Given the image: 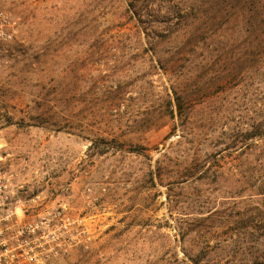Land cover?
Listing matches in <instances>:
<instances>
[{
  "label": "rangeland",
  "instance_id": "1",
  "mask_svg": "<svg viewBox=\"0 0 264 264\" xmlns=\"http://www.w3.org/2000/svg\"><path fill=\"white\" fill-rule=\"evenodd\" d=\"M5 5L0 161L51 264H264V0Z\"/></svg>",
  "mask_w": 264,
  "mask_h": 264
},
{
  "label": "built area",
  "instance_id": "2",
  "mask_svg": "<svg viewBox=\"0 0 264 264\" xmlns=\"http://www.w3.org/2000/svg\"><path fill=\"white\" fill-rule=\"evenodd\" d=\"M15 22L0 0V60L15 37ZM0 161V264H51L64 253L63 225L42 216L39 205L16 198ZM30 202L37 203L36 198Z\"/></svg>",
  "mask_w": 264,
  "mask_h": 264
},
{
  "label": "bare ground",
  "instance_id": "3",
  "mask_svg": "<svg viewBox=\"0 0 264 264\" xmlns=\"http://www.w3.org/2000/svg\"><path fill=\"white\" fill-rule=\"evenodd\" d=\"M100 247V246H99Z\"/></svg>",
  "mask_w": 264,
  "mask_h": 264
}]
</instances>
